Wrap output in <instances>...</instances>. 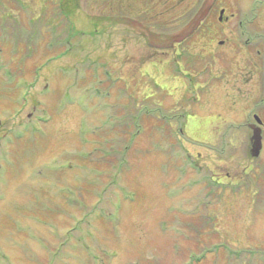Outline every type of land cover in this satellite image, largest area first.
I'll list each match as a JSON object with an SVG mask.
<instances>
[{
  "label": "rangeland",
  "instance_id": "1",
  "mask_svg": "<svg viewBox=\"0 0 264 264\" xmlns=\"http://www.w3.org/2000/svg\"><path fill=\"white\" fill-rule=\"evenodd\" d=\"M70 1L0 0V264H264V149L253 158L248 127L261 90L219 12L199 26L214 0ZM119 101L186 121L179 144L163 137L175 127L146 129L115 180L122 138L80 132ZM26 127L36 137L16 142Z\"/></svg>",
  "mask_w": 264,
  "mask_h": 264
},
{
  "label": "trees",
  "instance_id": "2",
  "mask_svg": "<svg viewBox=\"0 0 264 264\" xmlns=\"http://www.w3.org/2000/svg\"><path fill=\"white\" fill-rule=\"evenodd\" d=\"M70 2H71L70 0H62L61 4L63 5L65 3H70ZM33 37L34 35L31 38L33 39ZM68 40H69L68 38H65V40H63V42L65 43H63V45L67 46L66 42ZM60 43L62 44V42H58L59 45ZM58 44L54 42L55 47H58L57 46ZM104 77L106 78H103V76L99 74L98 76H92L91 80L96 79L97 84L99 86H102V82L104 81V79L105 81H108V78L110 76L108 77V74L106 72L104 74ZM9 80H10V83H7V84L12 85L13 81H15V77H12ZM17 86H15V89H16L15 95L11 96V100L13 101V104L15 106L13 109H11V111H15V108L21 106L22 102L25 101V98H21L20 95L17 94V89H18ZM96 88L97 90H94V94L97 97L101 98L100 89L98 87ZM106 93L107 95H110L109 90ZM120 102L122 101H119L116 105L117 107L116 111H113V114L111 116H108L107 121L104 122L102 125H100L99 129L95 131L91 135V137H88L89 132L87 131V126H85L84 129L80 132L81 141L83 142H85L84 141L85 139H90L92 143L100 142L97 138H100V136H102V134L106 130H110V134L105 133V136H109L113 134V138L116 140L118 139L119 141H120V138H122L120 143L123 145L121 147H119L118 144L114 145V147L112 148V154L106 155V158H109L106 160L107 165H110V166H106V169L109 168L111 173L113 172L111 175L113 176V178H115V180L119 178L124 168L127 166V154L132 144L137 139H140L142 136L145 135L146 129H149V131H153L155 134L159 133L163 135L166 132V128L171 129L172 127H175L178 135H176L173 138L174 134L172 133L171 130H168L163 137L165 138L166 136H168V138H165L166 140L172 139L171 140L172 142L174 141L179 144V141L177 140V138L180 137V135H183V126L186 121V112L184 111V107L177 106L176 109H178L180 112H177L174 110L164 111L160 103L154 104V106H151L149 104L145 105L144 103V105H137L136 107L135 105L129 104L127 102H122V103ZM111 106L112 105H106L105 108L110 110ZM169 111H172V112H169ZM145 120L147 122V127H145L142 123V121H145ZM120 123L127 125L124 127V129L126 130L130 129V130L128 132L123 131V134L120 133L117 129L119 128ZM163 124H166L167 126H164ZM148 125L150 127H148ZM105 126H108V127H105ZM36 135L37 134L34 129H30L26 127L22 131H19L17 134H14V139H16V142H19L20 140L21 142L24 140L30 141L34 139ZM126 138H127V141H126ZM105 140H108V139L105 138ZM25 143L28 144V142H25ZM112 156L116 157L115 163H111ZM80 159H82L83 162H88L91 160V156L88 157L86 155H83V156H80ZM117 183L119 182L117 181Z\"/></svg>",
  "mask_w": 264,
  "mask_h": 264
},
{
  "label": "flooded vegetation",
  "instance_id": "3",
  "mask_svg": "<svg viewBox=\"0 0 264 264\" xmlns=\"http://www.w3.org/2000/svg\"><path fill=\"white\" fill-rule=\"evenodd\" d=\"M8 5L5 7L19 9L21 6ZM78 1V0H77ZM164 3L168 4L174 0H163ZM230 3L236 4L235 7L230 5L222 7V5L214 0L213 5L206 7L204 11V19L202 20L201 26L204 21L209 19L215 20L217 11L219 16L217 21L223 22L230 26L227 32V42H236V37L242 45V69L245 77L258 78V89L261 90V96L259 100L260 111L258 115H252V119L257 123L261 136V146L264 149V0H227ZM4 2V1H3ZM181 2L178 1L177 7H170L167 12L182 13L180 7ZM222 7V8H221ZM203 11V8H201ZM207 17V18H206ZM184 41V40H181ZM181 42L179 41V44ZM221 43V42H220ZM222 44V43H221ZM232 50V49H231ZM253 123L249 124L248 127L252 126ZM261 153V152H260Z\"/></svg>",
  "mask_w": 264,
  "mask_h": 264
},
{
  "label": "water",
  "instance_id": "4",
  "mask_svg": "<svg viewBox=\"0 0 264 264\" xmlns=\"http://www.w3.org/2000/svg\"><path fill=\"white\" fill-rule=\"evenodd\" d=\"M253 136H252V154L253 158L256 159L260 155L261 151V136L259 128H256V126H252Z\"/></svg>",
  "mask_w": 264,
  "mask_h": 264
}]
</instances>
